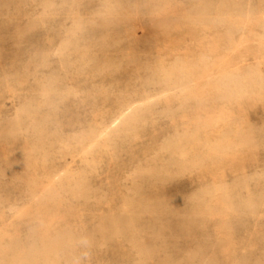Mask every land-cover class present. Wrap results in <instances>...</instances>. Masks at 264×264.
Segmentation results:
<instances>
[{
    "label": "rangeland",
    "instance_id": "1",
    "mask_svg": "<svg viewBox=\"0 0 264 264\" xmlns=\"http://www.w3.org/2000/svg\"><path fill=\"white\" fill-rule=\"evenodd\" d=\"M107 1L0 0V132L23 134L19 142L0 138V264L11 257L9 245L29 243L27 226L37 215L20 187L7 182L3 159L11 154L16 163L25 142L33 144L29 122L17 119L52 81L70 93L55 102L59 139L46 141H54L45 144L46 165L59 184L81 174L89 198L45 208V224L77 230L83 222L90 232L127 210L135 223L126 234L144 246L138 253L130 242L110 243L96 254L70 255L78 264H228L226 249L234 263L264 264V28L257 15L264 0H233L252 11L240 25H177L158 42L141 21L95 26ZM176 2L179 16L194 0ZM175 63L184 80L174 88L141 87L152 80L148 68ZM126 103L132 119L118 136L102 142L95 135L90 153L75 149L74 137ZM177 138L185 158L164 149ZM150 170L160 173H143Z\"/></svg>",
    "mask_w": 264,
    "mask_h": 264
},
{
    "label": "bare ground",
    "instance_id": "2",
    "mask_svg": "<svg viewBox=\"0 0 264 264\" xmlns=\"http://www.w3.org/2000/svg\"><path fill=\"white\" fill-rule=\"evenodd\" d=\"M106 7L101 19L95 24L93 23L95 26H134L141 21L157 34L158 38L156 37L155 42H158L160 37L169 36L177 25H201V28H206L227 20L240 25L247 22L252 15V11H244L243 6L233 0H222V2L216 3L212 0H194L189 10L181 11L179 16L175 10L176 0H143L141 5L133 7H125L118 2L108 0ZM144 12L148 14L146 19L141 18V14ZM257 15L260 26L264 28V11H259ZM77 29L80 27L78 26ZM133 34L135 35V29ZM117 40L119 41L118 38L113 39V43ZM64 63L67 70L70 64ZM177 63L169 68H164L161 64L148 68L152 80L141 87L174 88L176 82L184 80L182 68L178 67ZM28 76L26 75L23 80ZM53 84L54 81L49 82L48 86L43 89L40 101L35 106L27 105L22 110L21 117L17 119V124L21 120L29 122L30 138L33 139V144L25 142L22 156L16 163L11 154L6 155L3 159L4 167L8 168L11 173L7 182L20 187L30 207L34 208L32 209L33 213L37 215L30 219L27 226L26 238L29 243L16 242L9 245L11 257L8 261L2 259L1 264H68L71 261L70 264H78V260L70 255H81V251H91L96 254L103 247L109 246L110 243H118L119 246H122L124 243L130 242L132 247L140 253L144 248L142 240L138 236L130 235L128 237L126 234L127 231L133 230L131 226L135 221L129 215L134 212L128 214V211L124 210L121 217L109 216L104 223L102 222L90 232L86 230L83 222L79 224L77 230L52 219L45 224V219H43L45 218V208L60 207L68 198L75 200L89 198V189L81 174H69L66 183L59 184L53 180L54 169L46 165L45 144L52 145L54 142L46 143V141H58L59 139L57 129L61 123L57 120L58 111L55 102L62 100L70 93L59 92ZM132 111L130 104L126 103L120 108L118 114L107 122L101 121L88 134L74 137L72 141L75 143V149H83L88 146V153H90L91 141L95 135H98L102 142L111 141L112 138L120 134L122 126L129 125ZM0 135L5 143L23 140V134L20 131L15 133L1 131ZM182 140L183 138L174 139L168 142L164 149L171 151L179 158H185ZM157 172L160 173L159 170ZM157 172L150 170L143 173L154 175L158 174ZM1 176L3 177V175ZM145 206L157 207L159 202L148 203ZM127 214L129 217H125ZM221 254L226 257L228 264H240L229 259L232 253L228 249L223 250ZM146 259L149 261L151 257L148 256ZM188 262L193 263L194 258L189 259ZM202 263L215 264L216 262L211 260L207 263L202 261Z\"/></svg>",
    "mask_w": 264,
    "mask_h": 264
}]
</instances>
